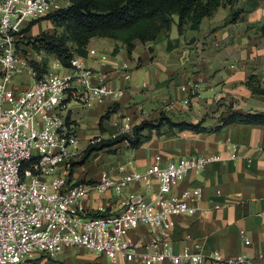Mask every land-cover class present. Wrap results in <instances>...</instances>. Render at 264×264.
Instances as JSON below:
<instances>
[{
  "label": "crops",
  "instance_id": "obj_1",
  "mask_svg": "<svg viewBox=\"0 0 264 264\" xmlns=\"http://www.w3.org/2000/svg\"><path fill=\"white\" fill-rule=\"evenodd\" d=\"M43 22L53 29L49 21L43 20L36 23L27 36L39 35ZM27 23L24 22L23 27ZM263 23L264 0H232L211 17L204 18L198 30L185 28L179 35L175 22L154 41L135 42L130 52L119 41L90 39L87 56L81 59L87 68L105 76L115 97L90 108L81 106L71 97L65 101L68 120L77 129L80 152L94 138L108 139L123 125H129L132 131L143 122L157 120L161 114L174 123L197 124L203 120L206 131L170 133L163 129L162 136L152 131L151 139L138 149L131 150L128 143L123 142L113 148L114 154L97 153L100 162L96 166L97 176L88 178L90 173L85 178L80 173L77 176V170L85 164L77 169H65L67 164L61 166L58 173L68 174L72 182L94 183L102 173L118 177L119 167H124L126 174L143 173L156 156H160L164 165L191 156L218 155L222 161L189 173L176 187L173 194L200 189L201 199L191 203L196 210L194 215L172 217L173 226L160 234L159 239L168 243L174 254L184 249L204 256L218 252L225 260L243 258L246 264H264V127L233 124L213 131L221 126V119L230 111L264 113V97L252 94L246 86L253 78L264 88ZM16 58L18 67L22 65L26 70L19 55ZM25 59L45 65L48 72L67 73L53 56L34 53V58L29 55ZM17 70L19 72V68ZM27 70L35 77L29 65ZM36 81L29 78L23 81V87L13 86L12 81L11 89L19 93L31 88ZM193 84L200 88L197 97L189 93ZM108 112L100 125L101 117ZM231 153L235 156L233 160H229ZM132 193L150 201L158 194V182L152 180L148 188L126 186L119 197L113 192L104 195L92 192L82 204L90 214L102 205L107 213H118L120 202ZM153 237L140 226L130 232L126 240L143 246ZM92 255L93 261L98 262L89 264H106L101 262L105 258ZM54 261L46 264L59 263Z\"/></svg>",
  "mask_w": 264,
  "mask_h": 264
},
{
  "label": "built area",
  "instance_id": "obj_2",
  "mask_svg": "<svg viewBox=\"0 0 264 264\" xmlns=\"http://www.w3.org/2000/svg\"><path fill=\"white\" fill-rule=\"evenodd\" d=\"M68 5V0H0V264L55 262L67 249L86 251L110 264H246L243 258L225 260L218 252L204 256L184 249L174 254L159 239L173 226L172 217L194 215L191 203L201 199L200 189L173 194L176 187L189 173L222 161L218 155L191 156L164 165L156 156L143 173L126 174L119 167L118 177L102 173L94 183L72 182L68 174L58 173L80 153L77 129L66 115L67 98L90 108L115 93L103 74L76 56L64 75L48 72L31 88L16 93L11 89L18 72L13 44L24 22L42 20ZM198 92L196 84L190 87L193 97ZM129 131L131 127L123 125L108 139ZM103 140L107 139L94 138L88 146ZM234 157L231 153L229 160ZM154 179L158 194L150 201L132 193L120 202L118 213H107L102 205L90 214L83 207V199L92 192L119 197L126 186L148 188ZM140 226L154 236L143 246L126 240Z\"/></svg>",
  "mask_w": 264,
  "mask_h": 264
},
{
  "label": "trees",
  "instance_id": "obj_3",
  "mask_svg": "<svg viewBox=\"0 0 264 264\" xmlns=\"http://www.w3.org/2000/svg\"><path fill=\"white\" fill-rule=\"evenodd\" d=\"M231 1L68 0L69 5L65 9L50 14L42 20L29 22L21 34L26 38L27 47H31L36 54L53 56L63 68H68L74 56L79 58L87 56L86 46L92 38L119 41L130 52L135 42L142 44L152 42L160 33L168 32L174 22L173 17L177 18L176 27L179 34L185 31L186 26L189 30L196 31L204 18L211 17L218 8L229 5ZM236 16L237 14L234 15V20ZM43 20L51 23L53 32H43L32 38L27 36L30 29ZM261 34L264 35V23L261 26ZM29 66L35 72L36 80L48 73L45 65L40 66L34 61H29ZM246 86L252 94L264 97V88L253 78L247 81ZM108 115L109 112L101 117L100 125ZM220 123L221 126L216 127L214 132L233 124L264 127V113L240 114L230 111ZM100 129L102 131V128ZM163 129H167L170 133L189 131L198 134L206 131L203 120L197 124L174 123L166 115L161 114L155 121L143 122L134 127L131 133L89 145L83 152V161L73 163L72 167L83 165L84 161L94 153L106 151L108 154H114L113 148L123 142L128 143L131 150L138 149L151 139L152 131L156 136H162Z\"/></svg>",
  "mask_w": 264,
  "mask_h": 264
},
{
  "label": "rangeland",
  "instance_id": "obj_4",
  "mask_svg": "<svg viewBox=\"0 0 264 264\" xmlns=\"http://www.w3.org/2000/svg\"><path fill=\"white\" fill-rule=\"evenodd\" d=\"M174 20H176V17H173V21ZM175 22L177 23V21H175ZM175 22H173V23L175 24ZM46 26H49L48 23L43 22L41 24V27H40V30H39V34H41V32H44V31L47 32V30L52 32L53 29L50 28V27H46ZM24 28L25 27H22L21 32H23ZM185 28H188V26L184 27V29ZM164 33H166V32H164ZM182 34H179V35H182ZM26 42H27L26 38L23 37L22 34L20 33V35L16 38L15 43L13 44L14 45V49H15V54L19 55V59L23 63V67L26 68V70L22 69V65H19V67H18L19 68V72H17V74H15V76H14V77H17V78L13 77V79H14L13 80V86H16V87H23L21 84H23V81L29 80V78L31 80H36L35 77L32 76L27 70V67L29 65V61L27 59H25V58L29 57V55H31L34 58V53L35 52L32 51V49L30 47H27ZM42 54L46 55L44 53H42ZM196 86H197V88L200 91L199 86L197 84H196ZM67 119H68V117H67ZM83 152L84 151H81L79 153V155L77 157H75L74 160H70L68 162V167H66L65 169H68V168L72 169L73 168L72 167L73 163L77 164L79 162H82L83 161L82 160L83 159ZM98 153L108 154L106 151H102V152H98ZM96 156H97V153H94L89 158H87V160L84 161L83 165L85 164V166L80 168V170L79 169L77 170V176L79 175V173L84 178L88 176L87 175L88 173L91 174L90 176H88V178H92L94 176H97L96 175V171H97V167L96 166H98L100 162H99V160H97L98 158H96ZM81 166H77L76 169L78 167H81ZM82 171H85V172H82ZM100 176H101V174H100ZM100 176H99V179H100ZM64 256H66V258ZM69 257H71L70 261H66ZM93 259H94V256L92 254H90V253H88L86 251H82V250L79 251V250H75V249L65 250L62 254H60L59 256L56 257V260L60 264H89V262L91 263L93 261ZM75 261H76V263H75ZM96 262H98V260L97 261L96 260L93 261V263H96ZM101 262H106V264H108V262L106 260L103 261V259H101Z\"/></svg>",
  "mask_w": 264,
  "mask_h": 264
}]
</instances>
